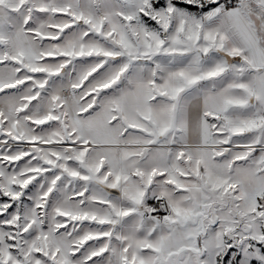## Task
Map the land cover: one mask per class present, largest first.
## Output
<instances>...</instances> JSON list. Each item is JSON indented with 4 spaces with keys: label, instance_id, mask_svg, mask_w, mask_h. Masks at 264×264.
<instances>
[{
    "label": "snow or ice",
    "instance_id": "obj_1",
    "mask_svg": "<svg viewBox=\"0 0 264 264\" xmlns=\"http://www.w3.org/2000/svg\"><path fill=\"white\" fill-rule=\"evenodd\" d=\"M0 264H264V0H0Z\"/></svg>",
    "mask_w": 264,
    "mask_h": 264
}]
</instances>
